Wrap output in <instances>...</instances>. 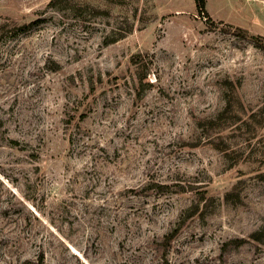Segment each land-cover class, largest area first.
Returning a JSON list of instances; mask_svg holds the SVG:
<instances>
[{
	"label": "rangeland",
	"instance_id": "374dc122",
	"mask_svg": "<svg viewBox=\"0 0 264 264\" xmlns=\"http://www.w3.org/2000/svg\"><path fill=\"white\" fill-rule=\"evenodd\" d=\"M206 11L0 0V264H264V0Z\"/></svg>",
	"mask_w": 264,
	"mask_h": 264
},
{
	"label": "trees",
	"instance_id": "16d2710c",
	"mask_svg": "<svg viewBox=\"0 0 264 264\" xmlns=\"http://www.w3.org/2000/svg\"><path fill=\"white\" fill-rule=\"evenodd\" d=\"M198 6L200 7V10H202V12H207L206 11V0H196ZM256 234H259V232H256ZM260 237H256V239H259Z\"/></svg>",
	"mask_w": 264,
	"mask_h": 264
}]
</instances>
